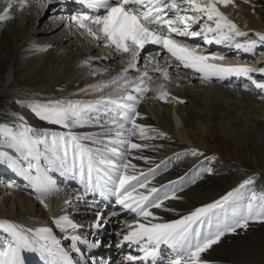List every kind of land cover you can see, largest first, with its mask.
Wrapping results in <instances>:
<instances>
[{
	"label": "bare ground",
	"instance_id": "1",
	"mask_svg": "<svg viewBox=\"0 0 264 264\" xmlns=\"http://www.w3.org/2000/svg\"><path fill=\"white\" fill-rule=\"evenodd\" d=\"M53 1L62 3L60 10L67 13V16L72 12L79 14L88 11L75 3V0ZM9 5L12 10V0H0V15L4 14L2 10ZM28 6L22 13L27 24L30 16L33 19L45 13L40 0H37L33 14ZM38 7H41L40 10ZM42 7L44 10L41 11ZM227 7L236 9L237 14L225 16L240 32L252 37L238 39L239 42L257 41L254 52H243L224 44L218 45L225 49H235L236 52L209 48L201 38L197 42V38L177 39L190 46L198 45L201 53L224 57L213 63L253 69L264 67V44L258 41V36L264 35V1L233 0ZM8 14L10 16V12ZM73 16L69 17L70 21ZM65 21L61 16L52 15L44 28L34 27L36 35L41 36L40 40L28 35L29 26L14 27L12 17L0 21V127L11 128L16 134L27 127L31 129L29 136L43 141L37 144L38 156L33 158L27 156L25 151L18 152L10 147L13 143L11 139L0 134V191L17 194V200H12L11 196L0 198V252L13 242L12 234L2 226L13 225L33 242L30 248L20 249L22 264H64L65 257L70 264H82L70 246L74 244L81 250L80 242L72 241L71 236H79L88 251H93L101 240L102 252L98 264H128L127 256H143L135 245L122 243L128 231L127 225L135 222V214L115 203L116 198L110 191L115 188L113 183L107 186L108 182L99 179L100 186H96L98 175L100 177L106 172H114L117 178V173L111 169L105 171L101 165L102 171L99 174L93 173L92 187L86 188V181L82 182L79 176L78 160L73 167L74 150L69 147L67 163L61 166L52 150L53 140L56 139V154L63 156L64 148L58 139L60 135L54 137L51 134L52 137L45 136L42 140L41 134L47 133L38 131V117L31 108L35 104H54L60 100L85 105L107 101L109 98L119 99L121 95L131 92V88L122 93L115 91L116 86L103 90L94 88L119 77L125 68H128L126 78L129 80H136L145 71L152 77L148 82L150 91L138 97L136 111L139 117L135 122L148 129H155V132H149L155 138L140 139L138 134L129 136L126 129L131 128V123L122 118L123 110L106 103L99 104L97 110L89 113L90 117L98 116V120L91 119L90 123L75 128L72 134L81 138L80 143L85 148L94 154L99 152L117 165L128 162L137 166V172L145 173L156 168V175L152 179V185L156 187L175 182L176 196L179 198L165 201L162 209H152L160 221L174 222L190 215L197 208L222 199L229 192H238L237 197L226 206L225 211L229 217L234 211L246 208L253 195L264 197V90L257 89L246 77L232 76L223 81L213 79L212 82H204L197 78L199 74L182 67L177 69L174 62L169 67L164 59L167 54L156 45L145 47L143 51L149 53L139 54L135 68L128 67L131 53H117L111 46H108L113 49L109 53L111 55H87L89 50L103 42L102 38L98 43L84 30L78 29L85 37L92 38L86 44L76 31L69 32V24ZM48 36L55 37L54 45L46 43ZM95 49L101 51L100 48ZM238 52L241 54L238 55ZM242 54H257V58L254 55L253 58L241 57ZM118 59L120 63H116ZM149 60L152 62L149 63ZM157 65L167 67L171 78L169 81L163 80L160 73L155 71ZM251 76L257 82L264 83V75L259 72H253ZM160 84H165L170 94L167 100L155 98ZM131 94L137 95L135 92ZM120 124H124V129L119 128ZM117 131H122L123 135L117 136ZM64 135L67 138L68 133ZM123 139H130L143 148L139 151L129 150L126 145L110 142ZM112 148L119 154L113 155L110 151ZM12 149L18 153L17 161L9 157ZM194 150L201 154L192 155ZM29 165L32 167L29 168ZM129 172L132 170L129 169ZM31 176L35 179L32 180ZM38 177L47 178L50 184L47 191L36 195L33 190L37 191ZM59 178H65L69 185ZM242 184L244 188H240ZM23 191H26L24 195L34 200L39 208L38 213H32L28 202L22 199ZM42 194H48V197L44 198ZM54 197L62 198L59 199L62 202H59V210L58 205L52 211L37 200L39 198L49 203L48 198ZM85 199L86 204L83 203ZM44 212L51 223L49 230L39 220ZM98 213L102 219L100 226L94 227ZM65 216L77 226L75 230H63L57 224ZM223 218L224 214L221 213ZM213 220L215 222V217ZM39 230H46L44 235L58 240V248L51 244L50 239L42 241L34 235ZM202 231H209L207 224ZM42 244H47L48 248L60 255L50 254L41 247ZM61 245L68 250H62ZM172 255L171 249L162 245L155 264L157 261V264H168ZM115 256L118 259L114 261ZM202 260L206 264H264V222L250 221L247 229H237L235 234H226L218 244L202 255ZM137 264L143 262L138 261ZM147 264H153L152 260L149 259Z\"/></svg>",
	"mask_w": 264,
	"mask_h": 264
},
{
	"label": "snow or ice",
	"instance_id": "2",
	"mask_svg": "<svg viewBox=\"0 0 264 264\" xmlns=\"http://www.w3.org/2000/svg\"><path fill=\"white\" fill-rule=\"evenodd\" d=\"M52 2L53 0H40L42 6H47ZM75 3L82 5L88 11L71 17L72 22L93 39L99 41L102 38L103 46L114 47L117 53H131L132 59L129 61V68H135L139 53L147 45H156L159 46L161 52L167 54L164 59L169 67L174 62L177 69L182 67L192 73L199 74L197 78L204 82H212L213 79L223 81L232 76L246 77L257 89L264 90V83L257 82L251 76L253 72L264 75V67L253 69L213 63L212 61L223 60L224 57L201 53L198 50V45L190 46L177 39V37L201 38L205 44H224L229 48L243 52H254L257 41L239 42L237 37H245L247 34L240 32L237 26L220 11L219 6H227L233 3V0H75ZM20 6H25V0H21ZM2 11L4 14L0 15V21L11 18L8 14L11 11V5ZM197 25L198 28L194 27ZM258 41L260 44H264V35H259ZM151 62L152 60H149V63ZM127 71L128 68H125L119 77L113 78L110 82L96 85L94 90L116 86L117 93L125 92L131 88V92H135L137 95H132L129 92L126 95H121L119 99L109 98L107 101L101 100L96 104L85 105L71 102L67 104L62 102L35 104L31 106L32 111L40 120L48 124L59 125L71 130L73 127L90 123L91 119L98 120V116L90 117L89 113L97 110L99 104H111L122 109V118L131 123V128L126 129L129 136L138 134L140 139H154L155 137L149 135V132H155V129H148L135 122V119L139 117V113L136 111L138 97H142L150 91L148 82L152 80V77L145 71L136 80H129L126 78ZM155 71L160 73L163 80L171 79L167 67L157 65ZM169 95L166 85L160 84L155 98L167 100ZM172 99L177 98L172 97ZM179 102L183 103V101ZM119 128L124 129V124H120ZM29 132L31 129L27 127H24V130L19 134L14 133L11 128L0 127V134L10 138L13 142L9 145L10 147H14L18 152L25 151L27 156L37 158L36 146L43 141L33 139L28 135ZM116 135L122 136L123 132L117 131ZM158 135H163V133H158ZM58 139L63 144L64 154L62 157L56 154L57 140L54 139L52 150L55 159L59 160L63 166L67 163L68 150L71 147L74 150L73 167L78 160L79 176L82 182L86 181V188L92 187L93 173L99 174L102 171L101 165L103 170L111 169L117 173V178L112 180L115 188L110 190L111 194L115 196L116 204L135 214V222L127 225L128 231L123 236L122 243H127L129 246L135 245L137 250L143 253V256H127L128 264H137L138 261L147 264L149 259L155 264L162 245L171 249L173 254L168 260V264H206L202 260V255L218 244L226 234H235L237 229H247L250 221L264 222V197L258 198L255 195L251 197L246 208L234 211L230 217L227 215L226 206L237 197L238 192L236 191L229 192L222 199L197 208L190 215L183 216L174 222H162L152 209H162L165 201L179 198L176 196L175 182L156 187L152 185L156 168L149 169V172L145 173L137 172L135 164L124 162L117 165L99 152L94 154L90 149L85 148L80 143L81 138L72 134L71 131L67 138L62 134ZM84 139L90 138L85 137ZM110 142L126 145L129 150L139 151L143 148L141 144L133 143L130 139ZM110 151L113 155L119 154L115 148ZM191 154L200 155L201 153L194 150ZM31 167L29 165V168ZM129 169L132 170L131 173ZM99 179L98 175L97 187L100 186ZM109 179L111 180V177ZM49 184L50 181L47 178L38 177L36 184L38 193L47 191ZM244 187L243 184L240 186V188ZM258 200L260 202L256 203ZM221 213L224 214L223 219H221ZM101 219V214L98 213L97 223L94 227L100 226ZM57 224L63 230L67 228L75 230L77 227L66 216L58 220ZM205 224L209 228L208 232L202 231ZM2 227L12 234L13 242L0 252V264H22L20 249L22 247L30 248L33 242L13 225H3ZM45 231L39 230L34 235L42 241L50 239L51 244L58 248L60 242L44 235ZM70 239L77 241L80 237L71 236ZM41 247L50 254H58L48 248L47 244H42ZM64 264H70L66 257Z\"/></svg>",
	"mask_w": 264,
	"mask_h": 264
},
{
	"label": "rangeland",
	"instance_id": "3",
	"mask_svg": "<svg viewBox=\"0 0 264 264\" xmlns=\"http://www.w3.org/2000/svg\"><path fill=\"white\" fill-rule=\"evenodd\" d=\"M13 2H14V6H13V8H12V10L10 11V16L12 17V20H13V23H14V27H18V26H24V25H26V26H29V28H28V35L31 37V38H35V39H37V40H40L41 39V36H40V34H38V36L36 35V32H34L33 31V28L34 27H37L38 26V28L39 29H42V28H44L46 25H47V23L49 22V20L52 18V15H54V16H61V17H63L64 19H66V21H65V23L69 26L68 28V30H69V32H71L72 30H74V31H76L77 33H78V35H80L79 36V38L82 40V41H84V42H86V44H88L89 43V41H91L92 40V38L90 37V38H88V37H85L84 35H82V33H81V31L80 30H78L79 28L72 22V21H70L69 20V17L72 15H74V14H76V13H74V12H72V13H68V14H71L70 16H67V13H65V12H63L62 10H60L61 9V7H62V3L61 2H58V1H53L51 4H48L47 6H44V8H45V10L43 9V7H42V9H41V11L42 10H44V15H41V16H37V17H34L33 19H32V16H30L29 17V15L31 14V12H32V14H33V10H34V8H35V6H37V0H25V6H23V7H21L20 5H21V0H12ZM262 1H264V0H262ZM29 5V6H28ZM28 6V9L31 11H29V13L30 14H28L26 17L28 18L29 17V22H28V24L26 23V22H24V16H23V10H25V8ZM39 8V7H38ZM41 8V7H40ZM40 8H39V10H40ZM219 8H220V11L224 14V15H229V14H231V13H233V14H237V11H236V9H231V8H229V7H227V6H223V5H221V6H219ZM38 10V11H39ZM59 10V11H58ZM54 12H57V13H54ZM35 14H36V11H35ZM34 14V15H35ZM76 15H78V14H76ZM33 21V22H32ZM65 29V27L64 28H62V30H64ZM246 31V30H245ZM247 34V33H246ZM249 35V34H248ZM55 38V37H54ZM54 38H50L49 36L48 37H46V43L48 42V44H50V45H54V42H55V39ZM196 40V39H195ZM197 42V41H196ZM98 43H100V41H98ZM200 43V42H199ZM202 43H203V41H202ZM92 44V43H91ZM204 44V43H203ZM55 46H57V44H55ZM95 48H100V50L101 51H97ZM111 50L113 51V49L112 48H108V47H105V46H103V42H101V44L100 45H96L93 49H91V50H89V52H88V54L87 55H92V54H94V56H100V55H111V54H109L110 52H111ZM149 53V51H142V52H140L139 54L140 55H147ZM139 55V56H140ZM259 55V54H258ZM86 56V55H85ZM234 56H236L235 55V53H234ZM256 56H257V54H256ZM255 56V58H257ZM1 57H2V54H0V59H1ZM237 57V56H236ZM120 59H118L117 61H116V63H120ZM143 66V64L142 65H140V67H142ZM234 82V81H233ZM232 82V83H233ZM1 88V87H0ZM58 102H62V103H65V104H67V103H69V102H64V101H58ZM10 106H13V108H15L14 107V104H12V103H10ZM37 120H38V124H39V126L37 127V129H38V131H42L43 133H47V134H41V138H42V140H44V138H45V136H47V137H52L51 136V134L54 136V137H58V134L59 135H64V134H66V133H69V131H71V133H73V131L75 130V128H77V127H73L71 130H69V129H65V128H63V127H61V126H59V125H51V124H48L47 122H45V121H42V120H40L39 118H37ZM59 138V137H58ZM61 143V142H60ZM3 145H7V144H5V143H3ZM61 145H63L62 143H61ZM10 154H14L15 156L18 154L17 152H16V150H13L12 149V151L11 152H9V157L10 158H12V159H15L13 156H11ZM213 162V161H212ZM178 163V162H177ZM177 163H175V164H177ZM174 164V165H175ZM27 169V168H26ZM27 171H28V173H31V171L30 170H28L27 169ZM13 174V173H12ZM14 174H16L17 175V173H14ZM7 176H9V175H7ZM109 177H111V180L109 179ZM1 178V177H0ZM31 178H32V180L33 179H35L33 176H31ZM114 178L116 179V175H115V173L114 172H106L105 174H101L100 175V179L102 180V182L103 181H105L108 185L107 186H109L111 183H112V180H114ZM1 181V180H0ZM26 191H23L22 193H21V195H22V199H24L26 202H28V207L31 209V211H32V213H38V207H37V205L34 203V200L33 199H30L29 197H28V195H24V193H25ZM5 196H11L12 197V200L13 199H15L16 198V200H17V194L16 193H14V192H12V191H0V198L1 197H5ZM16 200H14V201H16ZM86 201H87V199H85V200H83V203L84 204H86ZM41 219H39L40 221H43L44 222V225L46 226V230L48 229H51V223H49V220L48 219H46L47 218V216H46V213L44 212V215L43 216H41L40 217ZM107 250H110V248L109 249H107ZM107 250H105V251H107ZM118 257V256H117ZM116 259H118V258H116V256L113 258V260L115 261Z\"/></svg>",
	"mask_w": 264,
	"mask_h": 264
}]
</instances>
